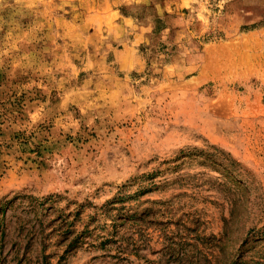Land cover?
<instances>
[{
  "label": "rangeland",
  "instance_id": "374dc122",
  "mask_svg": "<svg viewBox=\"0 0 264 264\" xmlns=\"http://www.w3.org/2000/svg\"><path fill=\"white\" fill-rule=\"evenodd\" d=\"M0 264H264V0H0Z\"/></svg>",
  "mask_w": 264,
  "mask_h": 264
}]
</instances>
